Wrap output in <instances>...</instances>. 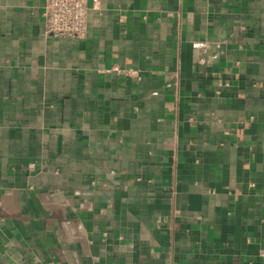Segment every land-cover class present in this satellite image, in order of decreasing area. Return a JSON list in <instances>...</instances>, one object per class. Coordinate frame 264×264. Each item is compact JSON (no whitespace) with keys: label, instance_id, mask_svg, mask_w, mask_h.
I'll use <instances>...</instances> for the list:
<instances>
[{"label":"crops","instance_id":"obj_1","mask_svg":"<svg viewBox=\"0 0 264 264\" xmlns=\"http://www.w3.org/2000/svg\"><path fill=\"white\" fill-rule=\"evenodd\" d=\"M0 0V264H264V0Z\"/></svg>","mask_w":264,"mask_h":264},{"label":"built area","instance_id":"obj_2","mask_svg":"<svg viewBox=\"0 0 264 264\" xmlns=\"http://www.w3.org/2000/svg\"><path fill=\"white\" fill-rule=\"evenodd\" d=\"M43 16L49 35L78 41L88 35L87 0H45ZM260 258L264 261V250Z\"/></svg>","mask_w":264,"mask_h":264}]
</instances>
